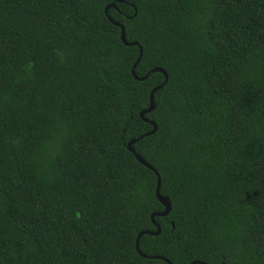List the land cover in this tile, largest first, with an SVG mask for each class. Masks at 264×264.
Instances as JSON below:
<instances>
[{
    "label": "trees",
    "instance_id": "1",
    "mask_svg": "<svg viewBox=\"0 0 264 264\" xmlns=\"http://www.w3.org/2000/svg\"><path fill=\"white\" fill-rule=\"evenodd\" d=\"M153 256L264 264V0H0V264Z\"/></svg>",
    "mask_w": 264,
    "mask_h": 264
},
{
    "label": "water",
    "instance_id": "2",
    "mask_svg": "<svg viewBox=\"0 0 264 264\" xmlns=\"http://www.w3.org/2000/svg\"><path fill=\"white\" fill-rule=\"evenodd\" d=\"M118 1L121 2V3H124V2H125V0H118ZM112 7H116L115 3L109 4L108 6H106V8H105V12H106V14H107V16H108V18H109L110 21H112L115 25L121 27V39H122V41H123L126 45H128V46H136V45L139 46L140 44H139L138 42H136V41H132V42L128 41L127 38H126V29H125V26H124L123 24H121L120 22L114 21V20L109 16V14H108V10H109L110 8H112ZM142 55H143V49H142V47H140V54H139V57H138L137 61L135 62L134 66H133V69H132V72H133L134 76H135L137 79H139V80H146L147 77L150 75V73H152V72H158V71L164 73V75H165V81H164L162 84H160V85L154 87V88L152 89V91H151V94H150V106H149L147 109H144V110H142V111L140 112V116H141V118H142L143 120L147 121V122H150V123L153 125V130L150 131V132H148V133H145L144 135L140 136V137L137 138V139H132V140H130V141L128 142V149H129L131 152H133V153L135 154L137 160H138L139 162H141L142 164H144L145 166H147V167H149L150 169H152L153 171H155L156 174L158 175V187H157V190H156V195H157V198L159 199V201L161 202V204L165 207V210H163V211H158V212H154V213L152 214V220H153L155 226L157 227V230H156V231L143 230V231H141V232L138 234L137 239H136V249H137V251L139 252V254H140L141 256H143V257H149V256H147L146 254L142 253L141 250H140V246H139L140 238H141V236H142L143 234L156 235V234H159V233L161 232V227H160V225L155 221V217H157V216H166V215H168V214L171 212V209H172V203H171L169 197H167V196H165V195H163V194L161 193V184H162V182H161V177H160L159 173L157 172V170H156L153 166H151V165H150V164H149V163H148V162H147V161H146V160H145L140 154H138V153L135 151L133 145H134L135 142H137V141L140 140L141 138H143V137H145V136H147V135L153 134V133H155V132L157 131L158 125H157L153 120L148 119V118L146 117V114L152 112V111L155 109V107H156L155 94H156V92H157L158 90L162 89V88L167 84V82H168V80H169V75H168V73H167V71H166L165 69H163V68H161V67H156V68H153V69L151 70V72L148 73L146 76H144V77H138V76L136 75V73H135V69H136V67L138 66V64L140 63L141 58H142ZM151 258H162L163 260H165V261L168 262L169 264H173V263H172L168 258H166V257L153 256V257H151ZM190 264H207V263H206V262H203V261H198V260H197V261H193V262H191ZM223 264H225V263H223Z\"/></svg>",
    "mask_w": 264,
    "mask_h": 264
}]
</instances>
